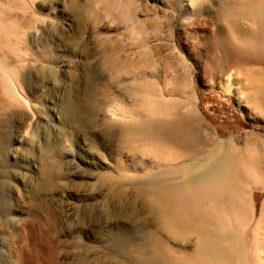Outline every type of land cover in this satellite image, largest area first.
Listing matches in <instances>:
<instances>
[{"label": "rangeland", "instance_id": "1", "mask_svg": "<svg viewBox=\"0 0 264 264\" xmlns=\"http://www.w3.org/2000/svg\"><path fill=\"white\" fill-rule=\"evenodd\" d=\"M243 2L0 0V13L17 22L23 46L20 54L3 49L0 55L8 54V59L2 58L7 65L23 63L17 81L30 106L23 111L2 109L7 99L0 95V121H8L1 133L9 136L0 157V264H159L149 248L150 218L134 207L139 197L135 203L130 199L133 178L145 173L142 169L156 156L150 146L159 142L150 144L146 136L113 140L100 116L87 120L88 106L129 105L127 91L118 89L105 73L107 56L116 65L147 75H138L133 86L140 90L137 106L149 99L156 103L158 110L146 114L149 118H168L160 111L163 99L177 108L178 101L190 100L195 93L196 105L210 123L201 125L206 137L212 140L215 131L224 140L236 137L245 162L248 148L259 144L253 156L259 163L264 136V16L260 24L249 21L237 13ZM223 7L234 14L229 20L219 11ZM238 29L249 35L245 42L230 38ZM143 32L152 55L142 47ZM168 39L185 66L167 48ZM46 160L52 166L50 176L45 173ZM124 165L137 171L129 174L131 179H121L126 184L120 180L128 191L119 201L112 188L101 185V176ZM263 201L264 192L256 194L248 232L241 236L247 247L257 222L264 246ZM230 220L224 218L225 224L235 227Z\"/></svg>", "mask_w": 264, "mask_h": 264}, {"label": "bare ground", "instance_id": "2", "mask_svg": "<svg viewBox=\"0 0 264 264\" xmlns=\"http://www.w3.org/2000/svg\"><path fill=\"white\" fill-rule=\"evenodd\" d=\"M263 3V0H244L241 12H237V10L236 12L249 21L262 23ZM219 11L227 20L231 18V14L234 15L228 7H223ZM17 26L15 20L4 18L3 14L0 13V51L6 49L8 53L11 52L14 55L23 52V46H20L22 34L19 33ZM236 27H238V23ZM140 34L143 35L141 41L143 42L142 47L145 48L144 52L152 55L147 35L144 36V32ZM13 36L15 42L11 41ZM230 38L245 42L249 35L244 30L240 32L238 29L232 32ZM155 41L161 43L163 39H156ZM166 41L169 44L167 48L177 59V62L182 65L185 60L179 52H175V49L177 50L175 43L169 39ZM3 52L0 55V95L6 97L7 100L5 106L1 107L0 98V107L2 109L29 110L28 101L24 98L22 88L17 81L23 63H19L21 65L17 67L11 66V64L7 65L6 60H2V58L8 59L5 55L6 52L4 54ZM125 58L123 59L124 64L128 62L127 56ZM104 61L107 77H110L109 80L117 84L118 89L127 91L129 100L126 103L129 105L127 104V107L121 105L103 108H101L102 106L100 108L95 107V105L93 107L88 106V110L86 105L87 115H90L87 116V120L90 117L93 119L100 116L108 129L106 130L107 135L113 136V140L114 137L121 142L124 139L132 140L133 138L142 140V137L139 139L137 136H146L151 140L146 138L150 144L151 142L161 144L157 143V145L152 144L150 146L149 150L156 156L153 155L154 158L149 162V165L145 162L148 165L142 169L145 173H139L143 175L133 178L134 180L131 182L135 191L130 199L135 203L136 198L139 197L134 207L145 212L150 218L147 234L153 258L159 264H264L263 251H261L263 245L259 240L261 223L257 222L252 227V240L248 247L245 245L242 236L249 225V217H251L249 213L255 203L256 194L264 192V136L262 139L263 153L262 158L258 159L259 163H256V156H254V154H258L256 147L259 144L248 148L249 152L247 151V153L250 154V158L248 162L242 161V149L238 146L236 137L224 140L217 131L213 133L212 140L206 137V130L203 131L201 125L207 127L210 123L197 107L195 93L192 94L190 100L187 98L178 101V103L175 102L178 105V107L176 105L177 108L172 104L170 106L168 101L163 99L164 106L160 111L162 110L161 112L168 118H149L146 114L158 110L155 106L156 103L153 104V101L149 99L147 100L149 103L142 102L140 104L142 107L137 106L136 102L140 90L134 88V82L137 81L138 75L142 77L147 75L142 71L137 73L136 70H131L132 68L128 69L125 65H116L117 63L111 56H107ZM103 90L104 93L108 91L107 84ZM84 105L85 103L82 108ZM135 107L140 108L135 109ZM141 109L143 112L139 111ZM25 117L29 118L28 116ZM136 119L139 121L134 122ZM7 122L0 121V127ZM1 132L2 129L0 128V157L2 158L3 144L9 136L7 137L5 132ZM160 148H164L162 154L159 152ZM183 149L185 154L180 151ZM44 163L45 173L50 176L51 163L47 160ZM145 164L143 163V165ZM136 171V169L131 170L126 165L122 168L114 167L110 175L101 176V185L112 188L113 195L120 201L128 191L121 188V183L126 181L121 179L130 177L129 174ZM126 201L129 200L126 198ZM134 207L131 206V210ZM228 216L234 221L230 220L236 228L230 227L232 224L229 226V221L226 223L227 227L224 218ZM160 235L164 236L163 240H160ZM172 239L180 243L171 242ZM133 245L134 247L137 246V244ZM182 254H188V257L186 256V258Z\"/></svg>", "mask_w": 264, "mask_h": 264}]
</instances>
